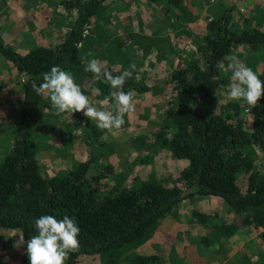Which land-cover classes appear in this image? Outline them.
<instances>
[{"label":"trees","instance_id":"trees-1","mask_svg":"<svg viewBox=\"0 0 264 264\" xmlns=\"http://www.w3.org/2000/svg\"><path fill=\"white\" fill-rule=\"evenodd\" d=\"M103 1L61 0V6L71 10L74 18L66 34L52 45L17 52L0 38V56L21 77L22 93L18 119L11 129V146L0 160V229L15 230L27 240L36 234L34 221L39 216L67 215L75 219L80 233L79 248L69 253L65 264H75L80 255L96 254H104L106 261L114 264H164L156 254L120 257L121 249L145 241L158 221L182 199L203 195L220 198L236 217L225 220L192 210L197 224L220 240L238 228L251 227L264 242V171L260 173L254 165L257 152L264 155V96L255 107L247 108L248 129L239 116V100L227 102L218 112L206 103L228 82L224 71L216 67L222 57L236 47L249 53L264 48V23L248 16L249 25L244 18L239 27H233L231 5L206 22L193 56L170 71L171 98L150 140L171 157L187 161L174 178L183 189L174 181L163 183L138 176L127 182V175L116 173L107 161L106 145L99 140L95 126L82 134L84 159L61 173L47 176L41 172L35 158L33 119L43 94L37 95L32 83L58 65L70 71L77 82L85 80L88 87L99 88L103 97L109 94L107 84L83 70L84 59L76 47L86 38L82 33L90 31L91 19ZM159 1L165 3V12H170L186 0H148L152 4ZM115 63L112 59L105 65L114 75L128 70L123 63L114 67ZM124 89H134L136 95L151 91L133 72ZM145 159L137 161L143 164Z\"/></svg>","mask_w":264,"mask_h":264},{"label":"rangeland","instance_id":"rangeland-1","mask_svg":"<svg viewBox=\"0 0 264 264\" xmlns=\"http://www.w3.org/2000/svg\"><path fill=\"white\" fill-rule=\"evenodd\" d=\"M60 1L0 0L2 42L17 52H24L30 47L59 41L74 18V13L62 7ZM230 5L233 6L230 18L233 27H239L244 18L246 26L249 25L248 16L257 17V22L264 23V0H186L170 12H165L166 5L162 1L152 4L148 0H104L92 17L90 31L82 42V59L95 57L106 61L105 65L114 59L116 68L123 63V67L132 71L151 91L135 95L134 110L125 114V123L120 129L112 131L98 128L96 122L87 120L82 112L57 114L48 96L43 94L39 112L33 119L35 158L41 172L47 176L61 173L84 159L86 153L81 137L90 126H95L99 130V140L106 145L107 161L116 173L127 175V182L134 176L163 183L174 181L176 173L187 161L171 157L150 142L171 98L169 73L193 56L206 22ZM232 55L264 80V48L249 53L236 47ZM7 62L0 56V91H5L9 97L3 99V94L0 95V104L6 108L4 117L0 113V160L10 149L11 129L18 119L21 101V77ZM223 76L228 80L227 84L206 102L215 112L227 102H234L226 95L231 82L230 71H224ZM77 83L92 98L94 106L103 108L98 103L103 99L102 95L92 96L85 80ZM4 84L11 85L8 92L7 87L3 88ZM10 101L13 103H8ZM239 102L242 104L239 116L243 119V127L248 129L249 105ZM139 157L146 158V161L140 163L137 161ZM254 165L260 173L264 171V155L260 152L255 155ZM174 183L184 188L181 183ZM192 210L216 214L225 220L236 217L218 197L194 195L184 198L158 221L145 241L138 246L122 248L120 257L139 253L156 254L164 264H264V242L257 238L256 230L238 228L220 240L213 231L208 232L197 224ZM18 239L17 231L0 229V264H29L26 246L13 247ZM75 264L114 263L107 262L104 254H96L80 255Z\"/></svg>","mask_w":264,"mask_h":264},{"label":"clouds","instance_id":"clouds-1","mask_svg":"<svg viewBox=\"0 0 264 264\" xmlns=\"http://www.w3.org/2000/svg\"><path fill=\"white\" fill-rule=\"evenodd\" d=\"M82 35H88L85 30ZM83 46L82 41L76 44ZM89 56L92 54L89 53ZM106 61L95 57L84 58L83 70L91 73L97 80L109 86V94L98 101L103 108L94 106L89 95H86L80 84L68 70L52 66L50 70L41 73L40 78L32 83V89L37 94H46L52 109L57 113L82 112L89 121H95L102 130L120 129L125 123V114L134 110V89H124L127 80L132 77V71L122 70L114 75L105 67ZM134 69V65L131 66ZM220 71H230L231 82L228 85L227 97L232 101H243L255 107L264 96V80L256 72L235 55L228 54L216 64ZM223 87V86H221ZM92 96H100L97 87H91ZM78 129L77 131H80ZM36 234L25 240L20 234L13 247L26 246L25 255L29 264H65L70 252L79 248L80 229L74 218L65 215L57 218L54 215H41L34 221Z\"/></svg>","mask_w":264,"mask_h":264},{"label":"crops","instance_id":"crops-1","mask_svg":"<svg viewBox=\"0 0 264 264\" xmlns=\"http://www.w3.org/2000/svg\"><path fill=\"white\" fill-rule=\"evenodd\" d=\"M254 5H257V4H254ZM256 8V7H255ZM8 64H10L9 62H7ZM11 65V64H10ZM12 66V65H11ZM13 67V66H12ZM14 68V67H13ZM2 86H0V88H1ZM7 87V92H8V90L10 89V87H11V85H9V84H4L3 85V88H6ZM12 90V89H11ZM10 90V91H11ZM13 91H14V89H13ZM15 92V91H14ZM17 92H19V91H17ZM3 94V99H6V97H8V94L4 91L3 93L0 91V95H2ZM22 93H20V95H21ZM9 98V97H8ZM22 98V97H21ZM20 100H22V99H20ZM7 101H9V99L7 100ZM8 103H13L12 101H10V102H8ZM0 105H2L3 106V104H0ZM7 108H8V106H7ZM5 107L3 106V107H0V113H1V115L4 117L5 116ZM10 124V123H9Z\"/></svg>","mask_w":264,"mask_h":264}]
</instances>
